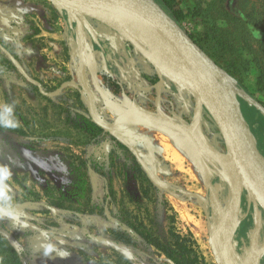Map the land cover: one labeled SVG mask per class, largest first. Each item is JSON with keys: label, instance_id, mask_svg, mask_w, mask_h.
<instances>
[{"label": "rangeland", "instance_id": "obj_1", "mask_svg": "<svg viewBox=\"0 0 264 264\" xmlns=\"http://www.w3.org/2000/svg\"><path fill=\"white\" fill-rule=\"evenodd\" d=\"M166 10L174 19L175 13H181L182 19L179 22L175 19L181 27L237 80L240 88L264 105V0H172ZM92 20L114 46L125 44L127 39L120 33L115 35L106 21L99 17ZM77 28L84 33L80 23ZM85 39V50L79 49V53L71 56L67 50L72 46L71 34L66 15L59 7L50 0H0V101L15 102V115L20 122L16 129H0V164L12 169L8 181L12 203L27 224V227L14 225L9 218L0 217V235L15 248L23 264H173L138 236H134L130 245L90 238V235L109 238V228L119 227V207L103 211L109 201L105 202L104 196L113 176L109 179V171L103 177L89 168L95 190L94 212L86 208V212L59 209L49 201V192L63 191L70 199L76 197L73 183L82 170H76L80 160H73L75 156L86 158L92 153L94 161L103 168L101 165L111 149L107 141L88 145L82 134L66 124V116L60 115L58 107H66L65 102L71 104L72 94L90 83L96 105L87 90L81 95L95 120L131 146L151 180L161 187V196L158 192L144 196L142 187L125 184L122 177L121 181L116 179L118 201L133 197L134 204H127L133 215L163 236L172 223L184 235L191 233L206 264H219L216 247H220V217L230 206L231 190L224 181L213 180L219 174L214 162L200 155L199 163L192 162L165 139H186L180 130L166 127V121H171L219 158L227 155V151L218 126L192 92L161 71L157 70L160 76L171 80L170 90L162 91L158 85L155 92L142 88L132 93L126 89L119 91L115 87L117 80L109 75L105 62L90 51V38L86 35ZM89 57L98 64L96 72L89 68ZM64 67L73 74V80L57 89ZM38 85L50 97L41 95ZM240 102L250 128L251 124L257 127L255 132L252 128L251 131L258 147L257 136L264 140V117L245 101ZM124 103L136 106L138 114L156 118V123L142 127L120 122L127 116ZM192 126L200 138L190 131ZM26 150L30 155H25ZM204 163L214 175L211 184L205 180L208 173ZM244 202L238 215L240 220L246 219L242 242L234 238L232 259L235 264H254L260 254L258 264H264V212L253 203L250 205L247 195ZM47 242L66 249L71 256L45 257L42 245ZM254 252L257 255L252 257ZM128 253L133 259L127 258Z\"/></svg>", "mask_w": 264, "mask_h": 264}, {"label": "water", "instance_id": "obj_2", "mask_svg": "<svg viewBox=\"0 0 264 264\" xmlns=\"http://www.w3.org/2000/svg\"><path fill=\"white\" fill-rule=\"evenodd\" d=\"M50 1L66 12L70 25L80 23L94 41H97L98 35L90 19L99 17L105 22L106 16L128 19L149 27L162 36L164 49L154 54L149 51L145 42L138 41L130 32H119L114 29L123 35L156 70L163 72L192 92L198 104L209 113L222 133L236 183L230 191V206L220 217L218 243L220 247H216V255L219 264H235L231 252L232 249L235 250L234 235L240 224L238 215L242 194L246 192L250 205L253 203L264 212V157L258 150L256 138L244 117L240 99L256 108L263 117L264 105L240 88L237 80L220 67L155 0ZM160 57L167 58V70L161 68L158 62ZM169 73H173L174 76ZM85 88L88 89L87 85ZM87 92L91 95L88 90ZM166 123L169 128L180 130L194 147L201 151V144L193 135L171 121ZM204 165L208 173L205 180L211 184L214 175L209 166L205 163ZM221 181H223L222 177ZM258 232L261 234L260 231ZM259 256L260 254L255 258L254 264H258Z\"/></svg>", "mask_w": 264, "mask_h": 264}, {"label": "trees", "instance_id": "obj_3", "mask_svg": "<svg viewBox=\"0 0 264 264\" xmlns=\"http://www.w3.org/2000/svg\"><path fill=\"white\" fill-rule=\"evenodd\" d=\"M155 1L166 9V7H170V3L172 0ZM212 5L214 6V2L212 3ZM174 17L179 22L182 19V14L177 12L175 13ZM68 27L70 28L72 33V56L78 52L77 46L75 45V24L70 25L68 23ZM214 37L218 38L215 35ZM63 71L64 75L60 80L58 89H63L72 81V76L70 75L68 69L64 67ZM80 91H82V89ZM72 96L73 101L71 104H69V102H65L66 107H58L61 111L60 115L64 112L68 113L66 124H70L72 128L81 133L86 141H88L87 143L93 142V144H99L102 143L107 137L110 138L114 147L112 156L114 155V153L120 152L125 158V163L121 164V167L123 165L125 170L129 169L128 174L125 171V175H127L126 177H124L125 181L134 182L142 187V189H144V187L147 188L145 192L146 195H148L149 190L160 193V189L155 186L152 180L148 177L147 173L142 168V165L133 154V150L131 149V147L127 143H124L123 141L112 135L102 125H100L92 117H90L81 93H74L72 94ZM71 109H83V112L77 111L75 113H71ZM28 124L29 123L27 122V125ZM89 160H82L81 165L78 167L82 169V171L77 175V181L75 182V188L73 190V193L76 194V204L78 205V207L69 206V208L77 211H82L84 210L83 208H86L90 210V213H92L95 211V204L93 203V195L95 190L94 186L90 182L88 170L91 167L94 172L98 174L103 173H101V169L99 170V172L96 171L99 168V164L94 163V161L92 160H90L89 162ZM112 193H114L115 195L114 191H112ZM123 201L124 202L121 205L122 209L120 210L122 214V227L121 230L117 234H115L114 241L111 242L115 243L116 245H130L133 242L134 236H138L147 244L161 251L173 264H206L204 256L202 257L198 254L197 243L191 233H189L188 235H184L179 230H177V227L174 225V223H172L171 227H169L166 235L164 236L159 234L158 232H154L153 230L149 229L143 222L140 223L138 218L133 215L134 211L127 207L128 203L134 204V198L129 197L127 200L123 199ZM114 202L116 203L115 197ZM65 204L66 200L64 199V196L58 198L57 201H53V206L59 209L66 207ZM170 210L172 211L171 208ZM0 264H23L17 251L2 235H0Z\"/></svg>", "mask_w": 264, "mask_h": 264}, {"label": "flooded vegetation", "instance_id": "obj_4", "mask_svg": "<svg viewBox=\"0 0 264 264\" xmlns=\"http://www.w3.org/2000/svg\"><path fill=\"white\" fill-rule=\"evenodd\" d=\"M64 13L66 15V20H67V14H66V12H64ZM90 22L94 26L95 30L97 31V35H98L97 41H94V39L91 37V35L82 26V28L84 30V33H85L84 36L87 35V37H89L90 41H91V50L90 51L92 52V54L94 55L95 58H97L99 60H103L105 62V65H106V68H107V71H108L109 75L112 76V77H115L114 80H117L116 84L118 85V87L117 86H115V87L118 88L119 91H121V89H126L127 92L132 93V92L142 88V90H152V92H155L154 89H156L158 85L162 86V91H167V90L171 89L170 88L171 87V80L168 79V78L160 76L158 74L156 68L152 64H150L143 57V55H141V53H139L136 50V48L129 41L126 40L125 44H123L121 46H120V44L117 45V46H114V44L111 42V40H106L105 39V36H103L101 31L94 25L92 19H90ZM67 23H68V20H67ZM78 30H79V28L76 29V24H75V45L77 46V51H78L77 53H79V51H80L79 48H78V45H77V37H78L77 33H78ZM69 31H70V34H72L70 28H69ZM114 34L118 35L119 33L114 31ZM67 50H68V52L71 53L73 51L72 46L69 47ZM76 54H74V55H76ZM89 58H93V57H89ZM69 73L72 76V80H73V74L71 72H69ZM37 88L40 91L41 95H44L45 97L46 96L50 97L49 94H46V93H44L42 91L41 87L37 86ZM58 88H59V86H58ZM87 88L88 89H85L83 87H79L78 89H80V90L82 89V91L78 90V93H82L83 91L88 90L91 93L90 96L92 97V99H93V101H94V103L96 105L97 98H96V95H95L94 90L92 89L90 83H87ZM141 94L142 95H146V96H150L151 95L150 92H147V93H144V92L142 93L141 92ZM86 109H87L88 114L90 115V117H92L95 120V118L93 117V115L91 113V109L89 107H87V106H86ZM70 111H71V113H75L77 111L83 112V109H81V110L71 109ZM63 114L67 118L68 113L64 112ZM73 119H74V117H73ZM97 123H99V122H97ZM68 125L71 127L70 124H68ZM100 125H102V124H100ZM251 128H252V130L254 132L257 130V127L255 125H252V124H251ZM72 129H74V128H72ZM107 131H109V130H107ZM109 132L112 135H114L111 131H109ZM115 137H117V136H115ZM257 140H258L259 150H260L261 154L264 155V140H262L258 136H257ZM106 141L111 143V149H110L107 157L105 158V162L101 166L107 165V168L104 170V166H103V168L99 167L98 170H96V171L99 172V170L101 169V173H103V174H100V176H103V177H106V175H108L107 171H109V179L111 178V175L113 174L112 180H110L109 183H108L107 194H105V196H104V201L105 202H107V200H109V201L107 202L106 207H104L103 211L112 210L113 207L115 209L119 207V213H118L119 214V216H118V218H119V227H118V229L109 228V230H110L109 231V234H110L109 238H104L103 239V238H100V237L95 236V235H90V238L95 240V241H97V242H102V243L106 242V243H110V244H115V243H113L111 241H114L115 234H117L121 230V227H122L121 226L122 214H121L120 210L122 209L121 205L124 202L123 199L127 200L126 197H122V199L118 201L119 188L117 187V185L119 184V181H121L122 177H123V183L129 184V186H131V185L134 186V185H137V184L134 183V182L125 181L124 177L127 176V175H125V171L127 172V174L129 172V169L125 170L123 165L121 167V164L125 163V158L120 152H118V153H120L121 155L118 154V153H114V155L112 156L113 150H114L113 144H112L110 138H108V137L103 142H106ZM102 143H99V144H102ZM124 143H126V142H124ZM99 144H93V142L92 143H88V145H90V146L91 145H99ZM132 152L135 155V157L137 158V160L140 162L139 157L134 153V151H132ZM203 154H204V152H203ZM225 156H228V155H225ZM76 157H80V158H76ZM89 158H90V160L94 161V159H93L94 156L92 155V153H91V155L87 156L86 158H82L81 156H75L73 158V160H80L79 161V165L76 166V170H78V169L82 170V169L78 168L81 165V161L82 160H89ZM112 158L114 159V161H113ZM90 160H89V162H90ZM94 163H96V161H94ZM97 164H99V163H97ZM140 164H141V162H140ZM142 168L144 169L143 166H142ZM144 171H145V169H144ZM147 175H148V173H147ZM219 175H220V173L218 174V176H215V178L213 179V180H215L218 183L221 180L220 178L222 177L221 175H220L221 177ZM88 176H89V170H88ZM148 177H149V175H148ZM116 179H119V181L116 180ZM76 181H77V176H76ZM223 181L226 183V181L224 179H223ZM74 185L75 184L73 183V188H75ZM137 186H139V185H137ZM155 186H157V185L155 184ZM226 186L228 187V189L231 190L230 185L228 183H226ZM159 189L161 190V188H159ZM146 190H147V188L144 187V189H143L144 196L146 195L145 194ZM112 191L115 192V195H114V193H112ZM132 191H134V189ZM150 192L156 193L154 191H150L149 190V193ZM130 194H135V192L134 193H130ZM70 195H71V193H70ZM72 195H73V193H72ZM121 195H122V192H121ZM246 195H247L246 192H244L242 194L243 204L245 203L244 201H245ZM48 196H49V201L51 202L52 206H53V201L54 200L57 201L58 198H61V197L64 196V199L66 200V204H65L66 207L61 208V209L74 210V209L69 208V206L78 207V205L76 204L77 203L76 197H74V199H73V197L70 199L66 195V192H63V191H59L57 193H50L49 192ZM74 196H76V194ZM114 197L116 198V203L114 202ZM108 207H110L111 209H108ZM83 209L84 210L79 211V212H86L85 208H83ZM74 211H77V210H74ZM111 213H112V211H111ZM238 219H239V217H238ZM239 221H240V224L237 227V230L235 232L234 238H235V240H237V241L239 240V242L240 241L242 242L240 237L243 234L242 233L243 232V226H244V224L246 222V219H241V220L239 219ZM232 255H233V249H232V252H231V256ZM256 255H257L256 252H254L252 257H255Z\"/></svg>", "mask_w": 264, "mask_h": 264}, {"label": "bare ground", "instance_id": "obj_5", "mask_svg": "<svg viewBox=\"0 0 264 264\" xmlns=\"http://www.w3.org/2000/svg\"><path fill=\"white\" fill-rule=\"evenodd\" d=\"M104 18H105V16H104ZM105 21L115 30H117L119 32L128 31L138 41L145 42L148 46L149 51L153 52L154 54H157L158 52L160 53V51H162L164 49V45L162 43L163 42L162 36L157 31H154V30L150 29L149 27H146V26L141 25L139 23H135V22L130 21L128 19H123V18L113 17V16H106ZM77 45L81 51L85 50L86 39H85L83 32L82 33L78 32ZM87 60H88V62L86 60L85 61L89 64V68L91 69V71L96 72L98 69V64L96 63V61L93 58H87ZM158 62H159L160 66L163 70H167L166 67L168 65V60L166 57L165 58L160 57L158 59ZM169 74L171 76H174L173 73H169ZM115 103L113 102V104H115ZM124 108H126V110L124 111V114L127 115L126 120L120 119L119 120L120 122L131 123V124L134 123V124H137V126L140 125L142 127H150V126H153L152 124L154 122L156 123V118H154L150 115H146V114H138V112H139L138 108L136 106H134L133 104H125L124 103L123 109ZM128 115H130V116H128ZM121 118H122V116H121ZM166 127H168V126H166ZM194 128L195 127H193V126L189 127L190 131L194 134V136L196 138H200L198 136V134H199L198 130L196 131V129H194ZM172 131H175V130H172ZM183 136H184V134H183ZM184 137L186 139H184V138L172 139L170 137H166L165 139H166V143L169 146H173V145L176 146L179 149V152H182L184 154V157H186L188 160H190L192 162L196 163L199 161L198 155L202 156V158H205L208 162H214L215 166L217 167V169L220 173V175L226 181V183H228L230 185V188L232 189L234 184L236 183V176L233 172V167H232L231 161L229 159V156H224V157L222 156V157L216 158V157H214L215 155L214 156L211 155L212 153L206 149L207 147L205 144H201V148L203 147L202 151H200V154H197V152H196L195 148L193 147V145L191 144L189 138L186 136H184ZM203 152H204V154H203Z\"/></svg>", "mask_w": 264, "mask_h": 264}, {"label": "clouds", "instance_id": "obj_6", "mask_svg": "<svg viewBox=\"0 0 264 264\" xmlns=\"http://www.w3.org/2000/svg\"><path fill=\"white\" fill-rule=\"evenodd\" d=\"M19 123L15 115V102L0 101V129H16ZM25 155L28 156L30 153L26 150ZM11 176V167L6 164H0V217L9 218L13 221L14 225L22 224L23 227H27V224H24L21 220L23 214L12 203V190L8 183ZM42 249L43 255L48 258L68 259L71 256L69 251L51 242L43 244ZM127 258L133 259L131 253L127 254Z\"/></svg>", "mask_w": 264, "mask_h": 264}, {"label": "crops", "instance_id": "obj_7", "mask_svg": "<svg viewBox=\"0 0 264 264\" xmlns=\"http://www.w3.org/2000/svg\"><path fill=\"white\" fill-rule=\"evenodd\" d=\"M223 179V178H222Z\"/></svg>", "mask_w": 264, "mask_h": 264}]
</instances>
